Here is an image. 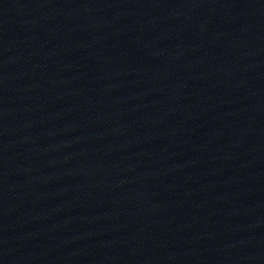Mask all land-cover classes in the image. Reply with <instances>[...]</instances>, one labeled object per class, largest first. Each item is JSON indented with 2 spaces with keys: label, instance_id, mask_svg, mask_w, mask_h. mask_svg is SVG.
<instances>
[{
  "label": "water",
  "instance_id": "1",
  "mask_svg": "<svg viewBox=\"0 0 264 264\" xmlns=\"http://www.w3.org/2000/svg\"><path fill=\"white\" fill-rule=\"evenodd\" d=\"M0 264H264V0H0Z\"/></svg>",
  "mask_w": 264,
  "mask_h": 264
}]
</instances>
